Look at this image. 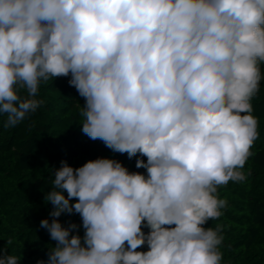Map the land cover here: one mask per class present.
<instances>
[{"label": "clouds", "instance_id": "1", "mask_svg": "<svg viewBox=\"0 0 264 264\" xmlns=\"http://www.w3.org/2000/svg\"><path fill=\"white\" fill-rule=\"evenodd\" d=\"M261 64L264 0H0L6 126L43 104L42 81L70 75L82 133L146 157V175L109 158L62 162L40 224L57 242L47 264H221V226L203 225L227 206L218 187L246 179ZM73 212L83 243L56 219Z\"/></svg>", "mask_w": 264, "mask_h": 264}, {"label": "trees", "instance_id": "2", "mask_svg": "<svg viewBox=\"0 0 264 264\" xmlns=\"http://www.w3.org/2000/svg\"><path fill=\"white\" fill-rule=\"evenodd\" d=\"M261 73L264 77V64ZM70 79L69 75L42 81L35 99L43 104L15 126H6L7 115H0V254L18 257V264H47L56 246L40 224L53 219V205L45 197L52 191L54 173L62 162L75 169L88 161L109 158L120 161L130 172L146 175V169L136 167V160L146 162V157L138 154L129 159L82 133L85 99L69 84ZM20 94L27 96V90ZM251 104L259 135L252 155L239 169L246 179L218 187L217 196L227 200V206L218 219L203 225L221 226V264H264V78ZM64 195L67 197L66 191ZM75 202V198L70 201ZM56 219L66 228L77 225L70 234H78L83 243L85 229L78 213H62ZM143 231L147 234L148 227ZM147 250L146 244L137 249Z\"/></svg>", "mask_w": 264, "mask_h": 264}]
</instances>
